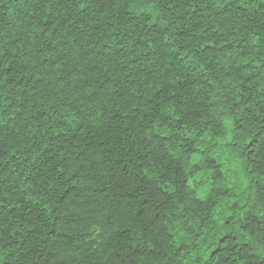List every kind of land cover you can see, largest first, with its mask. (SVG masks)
<instances>
[{"label": "trees", "instance_id": "16d2710c", "mask_svg": "<svg viewBox=\"0 0 264 264\" xmlns=\"http://www.w3.org/2000/svg\"><path fill=\"white\" fill-rule=\"evenodd\" d=\"M0 264H264V0H0Z\"/></svg>", "mask_w": 264, "mask_h": 264}, {"label": "rangeland", "instance_id": "374dc122", "mask_svg": "<svg viewBox=\"0 0 264 264\" xmlns=\"http://www.w3.org/2000/svg\"><path fill=\"white\" fill-rule=\"evenodd\" d=\"M219 155L223 159V161L226 163V166L223 168L224 174L228 179L230 186H237L238 192H242L247 185V181L243 176L242 170L240 166H238V163L234 161L233 158L229 155L227 152V149L222 145L218 148ZM201 185L203 187H207L210 184L209 175H205L203 178H201Z\"/></svg>", "mask_w": 264, "mask_h": 264}]
</instances>
